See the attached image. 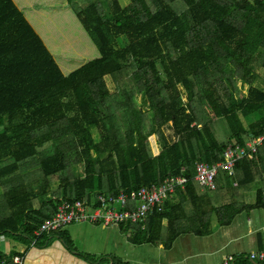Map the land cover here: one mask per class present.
<instances>
[{
	"label": "trees",
	"instance_id": "16d2710c",
	"mask_svg": "<svg viewBox=\"0 0 264 264\" xmlns=\"http://www.w3.org/2000/svg\"><path fill=\"white\" fill-rule=\"evenodd\" d=\"M74 2L0 0V239L34 241L63 201L174 175L187 176V188L137 226L136 243L171 249L182 234H208L213 215L228 226L260 207L241 208L230 191L194 178L197 162H222L229 145L264 136V90L254 86L264 69V0H112L107 13ZM236 177L241 186L264 179V144ZM0 260L13 264L2 250Z\"/></svg>",
	"mask_w": 264,
	"mask_h": 264
},
{
	"label": "crops",
	"instance_id": "0c3cea01",
	"mask_svg": "<svg viewBox=\"0 0 264 264\" xmlns=\"http://www.w3.org/2000/svg\"><path fill=\"white\" fill-rule=\"evenodd\" d=\"M235 177L227 178L225 181L222 178L218 179L216 191L219 189L230 191L232 202L241 208L258 202L261 204L260 207L241 211L228 226L220 225L217 216L213 215L208 234L196 235L192 232L182 234L175 240L171 249H167L163 243L156 245L136 243V237L132 242L126 233L131 228L138 233L137 226L141 225L103 227L83 223L46 235L37 242L36 246L33 242L26 244L13 240L9 249L0 250L6 254L14 251L24 254L26 264H40L46 253L55 259H48L49 264H63L60 259L63 251L76 260L75 264H94L89 256H101L97 264H103V262L114 264L113 256L129 261L130 264H224L230 256L235 257L236 264H259L252 261L250 256L253 252L264 250V194L260 199L258 193L260 189L264 190V179L248 186H241L238 178ZM214 200L216 204L224 203L215 194ZM164 224L166 235L168 222L165 221ZM54 238L64 239L67 245L61 244V249L58 245L51 244ZM4 241L7 245L8 238L0 239V242ZM70 243L72 247L68 246ZM51 250L57 251L51 253Z\"/></svg>",
	"mask_w": 264,
	"mask_h": 264
},
{
	"label": "built area",
	"instance_id": "2783aa9c",
	"mask_svg": "<svg viewBox=\"0 0 264 264\" xmlns=\"http://www.w3.org/2000/svg\"><path fill=\"white\" fill-rule=\"evenodd\" d=\"M264 144V136L252 137L246 146L231 144L225 151L224 161L215 164L197 162L195 180L202 188L210 191L217 189L216 179L220 172L236 176L237 165L245 159H256ZM189 178L185 175H174L166 178L160 184H153L132 191L122 190L116 195L98 194L91 200L63 201L57 208L56 216L43 223L34 233L33 245L46 235L64 231L71 225L91 223L97 226L114 227L125 224L145 226L151 215L164 212L168 200L179 189L185 190ZM13 264H26L24 254H7ZM250 259L264 264V250L253 252ZM0 264H6L0 260ZM224 264H236L233 256L227 258Z\"/></svg>",
	"mask_w": 264,
	"mask_h": 264
},
{
	"label": "rangeland",
	"instance_id": "374dc122",
	"mask_svg": "<svg viewBox=\"0 0 264 264\" xmlns=\"http://www.w3.org/2000/svg\"><path fill=\"white\" fill-rule=\"evenodd\" d=\"M75 1V2H74ZM83 0H73V2H74V6L76 7V8H78L77 6L79 5L80 7H84L86 4H88L90 1H94V2H97L98 4H99V6L100 7H102L103 9H104V11L107 13V11H106V8L107 9H109L110 7H112V0H90L89 2L87 1L86 3L85 2H82ZM120 1V3L122 4V6L123 7H126V6H128V5H130L131 4V0H119ZM124 42H125V44H127V40H124ZM257 71L259 72V74H260V77H259V79L257 80V82L255 83V87H258L259 89H261V90H264V69L263 68H261V67H257ZM239 86L243 89V91H244V93H246V94H249V91H250V88H251V86L250 85H244L243 83H239ZM140 101V100H139ZM246 125L247 126H249V122L247 121L246 122ZM91 131H92V134H93V137H94V139H96V140H98V131L95 129V128H92L91 129ZM167 131L169 132V133H171V131H170V129H168V127H167ZM230 134V132H229V128L227 127L226 128V132H225V134ZM222 139H224V138H222ZM84 168L82 167V166H79V168H77V170H76V175L77 176H83L84 174ZM231 182L233 183V180H231ZM58 185H59V183L58 182H56V181H54L53 183H52V191H55V190H57V188H58ZM4 194V192H3V190H0V196H2ZM224 201H228V198L226 197L225 199H224ZM166 231V230H165ZM126 235L130 238V240H132V242H134V239H135V237L137 236V235H140V236H144V234L142 233V234H140V233H135V230L134 229H130L127 233H126ZM14 239H11V238H8V244L7 245H5V243H6V241H4V242H0V249H2V250H7V249H9V247L11 246L10 245V243H13L14 241H13ZM33 241H30L29 243H32ZM27 244V243H26ZM51 244H55V245H58L59 246V248H61V244H63V245H67L66 243H65V240L64 239H60V238H54V239H52L51 240ZM68 246L69 247H72V244L70 243V244H68ZM62 249V248H61ZM57 250H51V253L52 252H56ZM131 251V250H130ZM59 253V252H58ZM126 253H127V251H126ZM59 255V254H58ZM99 258H101V256H98V257H94V256H89V259L90 260H93V262H94V264H97V261H98V259ZM48 259H53V260H55L53 257H51L50 256V254L49 253H46L45 255H44V259H43V261H41L40 262V264H49V262H48ZM61 259V261L63 262V264H75V259H73V258H71L66 252H64L63 251V253H62V257L60 258ZM57 261V260H56ZM103 264H104V262H103Z\"/></svg>",
	"mask_w": 264,
	"mask_h": 264
}]
</instances>
